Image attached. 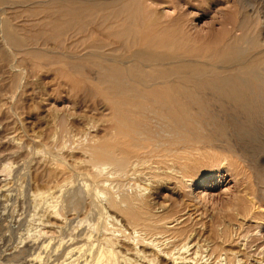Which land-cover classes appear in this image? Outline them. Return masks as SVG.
Listing matches in <instances>:
<instances>
[{
    "label": "rangeland",
    "instance_id": "rangeland-1",
    "mask_svg": "<svg viewBox=\"0 0 264 264\" xmlns=\"http://www.w3.org/2000/svg\"><path fill=\"white\" fill-rule=\"evenodd\" d=\"M139 2L149 3L148 6L153 13L163 22L165 19L162 17H169L168 20L176 19L182 30V37L178 42L185 43L187 48L195 51L216 47L229 38L231 40L240 38L242 32L235 29L233 21H238L239 17H242V12L250 15L252 21L264 24V0H139ZM5 19L7 18L0 14V22ZM12 24L15 25L17 22L13 21ZM1 33L0 27V264H51L64 259L63 262L66 264L73 263L70 262L73 258L65 257L70 239L72 240L70 237H73V240H76V237L82 238L83 232L84 234L93 232L91 235L93 240L89 241L91 244L94 243V248H91L90 253H93L97 245L94 240L104 237L98 234L105 233L106 236L114 238L113 241L121 239L124 233L133 237L134 235L125 228L124 220L120 218L123 216L122 213L121 216L118 215L120 212L118 208L110 204L114 202L119 206L117 202L125 195L132 196L131 193L135 190L133 195L137 194L138 197L141 195V200L145 197L143 201L151 210L149 212L153 217L166 224L173 221L167 227L173 224L175 226L166 230L174 237L178 251H183L186 246L183 253H180L187 262L264 264V115L253 119L250 126L253 139L246 145L234 135L235 126L244 124L245 119L235 117L230 110L220 113L221 121L225 124L226 138L218 140L213 146L200 149V152L186 147L187 152L182 155L189 160L188 168H183L187 171L184 175L186 182L181 179V175L176 174L182 169L181 166L173 161L169 163L170 159L167 158L169 154L164 151L158 154L159 157H152L149 160L151 168L147 164V166L137 164L141 168L135 166V171L132 165L128 167L131 169L129 172L127 169L124 176H115L109 170V165L105 164L107 160L102 157V153L121 156L124 148L121 143L125 141L130 129L124 127V124L123 126L118 124V118L113 115L100 90L93 89L85 80L66 79L67 74L64 71L60 75L59 68L62 66L52 61L65 50L56 49L52 40L46 41L43 38L26 35L22 39L32 54L25 52L22 54L21 51L14 52L13 48L10 49ZM258 39L264 42V37ZM32 40H37V43ZM36 49L39 55L47 52L49 56H46L47 54L39 56ZM49 50L52 51L48 52ZM84 54L85 51L73 53L75 56ZM200 61L204 64L209 62L207 59ZM130 65L127 64L126 67ZM104 102L106 107H109L105 108ZM125 122L130 124V120ZM132 128L135 129L134 126ZM144 130L151 131L150 137H155L157 132L155 123L150 121ZM212 130V126L211 128L204 126L198 131L203 136H211ZM159 135L160 138L163 135L167 138L169 134L159 131ZM90 149L93 151H89ZM99 152L100 156L97 154ZM92 157L99 158H96V161ZM87 158L93 161L90 163L91 160ZM151 161L157 168L160 166L158 168L160 175ZM93 162L97 165L96 168L100 166L99 169H103L100 178L95 174L97 173L95 165L91 167ZM101 162L105 167L100 165ZM171 167L174 170L171 171ZM105 175L109 176L105 177L107 182ZM133 175L137 177L134 178ZM94 177L96 180L104 179L98 185ZM113 177L118 181L120 180L118 177L124 179V182L119 181L120 183L122 181L124 187L118 182L115 183ZM141 178L146 181L151 179V182L148 180L145 183ZM119 187L125 188L124 191L127 193L122 191L120 193ZM118 194L122 196L119 197ZM164 205L169 208H165ZM114 210L118 211L117 214ZM169 212L170 214H167ZM120 223L124 224L123 230L121 225L119 226ZM125 229L127 231H124ZM89 241H82L84 244L81 242L83 245L89 244L84 248L88 246L87 249H90ZM43 243L47 245L44 249ZM59 244L61 246L58 247ZM132 245L128 244L129 249L133 247ZM37 252L40 254V261L30 262L29 255ZM152 262L171 264L158 258H153Z\"/></svg>",
    "mask_w": 264,
    "mask_h": 264
},
{
    "label": "bare ground",
    "instance_id": "bare-ground-1",
    "mask_svg": "<svg viewBox=\"0 0 264 264\" xmlns=\"http://www.w3.org/2000/svg\"><path fill=\"white\" fill-rule=\"evenodd\" d=\"M148 4L139 2V0H0V14L7 18L0 22V27L3 40L7 41L10 49L13 48L14 52L16 50L21 51L22 54H24L23 52L32 54L22 39L26 35L43 38L46 41L52 40L56 49L65 50L63 53L61 52L60 58L55 57V61H52L62 66L59 68L60 75L64 71L67 74L66 79L85 80L93 89H99L103 98L109 103L113 115L118 118V124L120 126L124 124V127L130 129L125 141L120 142L124 145L122 153H120L121 156L102 153V157L107 160L105 164L109 165V170L113 175L124 176L128 167L132 165H134L132 167L134 170L135 166L139 167L138 165L147 164L149 166V160L152 157H159L158 154L164 151L169 154L167 157L170 159L169 163L173 161L181 166L182 169L179 171L175 167L176 164L174 165L179 171L176 174L181 175V179H184L187 171L183 168H188L189 163V160L182 156L187 152L186 147L193 148L195 152H198L200 149L213 146L218 140L226 138L225 124L221 121L220 113L230 110L235 117L245 119L244 124L235 126L236 133L234 135L246 145L252 141L250 132L252 121L256 117L264 115V42L258 39L264 37V24L252 21L250 15L242 12V17H239L238 21H233L235 29L242 32L240 38L232 39L233 41L229 38L224 43L220 42L216 47L195 51V49L187 48L185 43L178 42L182 37V30L177 25L176 19L168 20L169 17H162L165 21H161ZM13 21L17 24H12ZM33 40L32 42L37 43L38 39ZM28 43L29 41L27 45ZM38 49L40 50V48ZM43 51L46 52V50ZM75 51H85V54L75 56L73 55ZM44 54L43 52L40 55L38 53L39 56H44ZM48 54L46 56H49ZM51 58H53L52 55ZM201 59H207L209 62L204 64L203 60L201 63ZM127 64L131 65L126 67ZM89 90L91 91V89ZM104 105L105 108L109 107H106V103ZM126 120H130V124L125 122ZM149 121L155 123L157 129L155 137H150V130H144ZM201 125L210 128L212 126L211 136H203L199 133ZM129 126H134L135 129H131ZM159 131H165L169 135L167 138L163 137L165 135L160 138ZM251 131L253 132V130ZM227 143L229 144V141ZM97 154L101 155L100 152ZM95 156L97 155L95 154ZM88 160L90 161L91 158ZM97 163L99 165V162ZM94 165L95 163L91 167ZM96 166L94 167L96 168ZM102 166L105 167L103 164ZM151 166L149 167L151 168ZM99 167L96 168L97 173H95L97 178H100L103 170ZM154 167L157 168L156 165ZM168 167L170 166L168 165ZM165 168L167 167L165 166ZM172 170L174 169L171 167ZM151 171L154 170L151 169ZM163 171L165 172L164 169ZM168 171L171 172L170 169ZM136 177L134 176V178ZM104 178L96 180L94 177L93 179L99 185ZM113 178L115 180V177ZM118 178L122 180L121 177ZM105 179L107 182V178ZM141 180L146 183L149 179L146 181L141 178ZM115 181L113 182L123 185L122 181L121 183L117 179ZM170 183L172 182L170 181ZM122 189H119L120 193L126 191H124L125 188ZM134 192L131 193L132 196H124L123 193L124 197L117 202L119 206L114 202L110 204L118 208L120 211H117L118 215L121 216L120 213H122L123 216L120 218L124 220L126 226L124 227L134 236L132 237L130 234L126 236L125 233L124 235L121 233V239L113 241L114 238L106 236L105 233H102L104 235L98 234L104 237L94 240L97 245L95 244L94 251L92 249L93 253H90L91 248H94V243L91 244L89 241L93 240L91 239L93 232L85 231L84 234L82 231L84 235L81 236L82 238L76 237L77 239L73 240V237H70L72 240L70 239L71 242L65 254L67 259L68 256L70 259L73 258L70 260L73 263L69 264H150L153 258L171 264H193L190 261V263L187 262L181 254L186 246L183 251H178L174 237L166 230L173 227L174 224L167 227L173 221L166 224L159 218L153 217L149 212L151 210L143 201L145 197L141 200V195L139 197L137 194L133 195ZM109 198L111 197L109 196ZM109 208L111 209V207ZM165 208L169 207L165 206ZM154 209L156 210V208ZM114 211L116 212V210ZM166 217L168 218V216ZM120 220L119 222H121ZM119 222L117 221V223ZM122 224L120 223L119 226L122 227ZM88 228L90 229L89 226ZM121 229L123 230V227ZM97 233L93 235L95 236ZM84 240L85 242L89 241L90 249H87L88 246L84 248L85 245H89L88 243L83 245L82 241ZM60 244L58 247L61 246ZM128 244L130 246L133 244V247L129 249ZM46 246L45 243L42 244L43 249ZM126 255H130L131 258ZM40 258L38 252L29 255V261L32 263L40 261ZM63 261H55L51 264H66Z\"/></svg>",
    "mask_w": 264,
    "mask_h": 264
}]
</instances>
